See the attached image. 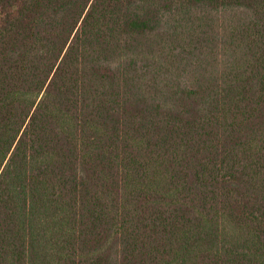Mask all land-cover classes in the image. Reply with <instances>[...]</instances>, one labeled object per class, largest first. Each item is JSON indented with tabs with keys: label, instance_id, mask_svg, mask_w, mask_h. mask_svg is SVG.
Masks as SVG:
<instances>
[{
	"label": "trees",
	"instance_id": "obj_1",
	"mask_svg": "<svg viewBox=\"0 0 264 264\" xmlns=\"http://www.w3.org/2000/svg\"><path fill=\"white\" fill-rule=\"evenodd\" d=\"M0 264H264V0H0Z\"/></svg>",
	"mask_w": 264,
	"mask_h": 264
}]
</instances>
